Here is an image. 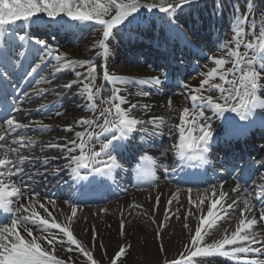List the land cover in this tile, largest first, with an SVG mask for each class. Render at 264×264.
<instances>
[{
  "label": "snow or ice",
  "instance_id": "snow-or-ice-1",
  "mask_svg": "<svg viewBox=\"0 0 264 264\" xmlns=\"http://www.w3.org/2000/svg\"><path fill=\"white\" fill-rule=\"evenodd\" d=\"M195 2L196 0H153L150 3L142 0H0V85L12 86L11 77L22 65L21 57L32 55L39 58L34 66H30L31 70L27 71L26 77H32L41 65L49 60L55 61L51 65V79L41 77L36 81L37 87L24 91L18 100L4 104L0 111V264H78L72 256H67L66 259L59 257L58 252L64 249L65 245L67 252L75 250L90 264H99L93 256V251L70 230L78 205L74 201L65 200L64 203L71 208V215L67 216L66 223H57L53 213L46 207L51 205L55 209L56 198L44 196L45 202L41 203V194L31 187L30 182L35 183L39 179L47 182L48 176H61L66 168H71L73 178L77 180L89 179L88 176H81L79 172V169L89 167V175L93 180L97 177H108L114 169L121 167L118 156L112 153L123 147L122 142L137 131L144 134L142 140L150 141L166 134L171 135L175 130L179 133V143L173 147L181 164L194 162L192 167H203L211 163L208 156L214 138L212 125L205 116L206 109L219 116L231 112L239 121L248 123L254 122L256 116H264V95L261 94L264 93V24L259 26L257 35L255 0H248L246 7L252 9V13L243 18L239 10L234 9V18L230 22L233 36L217 45L218 50H223L225 54L223 57H208L215 66L200 74L203 78L199 84L193 86L180 81L183 90L180 94L192 102V107H184L180 111L178 124L172 125V118L165 115H148L153 112L155 105L141 103L139 100L132 102L131 94H122L127 93L130 86L137 85L139 87L136 96L151 97L154 91L161 90V77L167 79L166 74L138 78L107 71V60L111 56L108 41L114 30L125 23L131 24L135 21L142 9L164 13L170 26L183 37L186 44L195 47L194 42L175 24L176 12ZM217 9L222 14L220 5ZM44 19L67 29L88 22L101 25L102 38L93 44L92 48L99 46L103 49L96 55L97 59L102 56L104 63L98 64L97 60L92 58H72L65 52L51 48L46 40L25 32V28L43 22ZM246 27H249L250 31H245ZM248 35H251L253 40H247ZM17 40L23 42V45H29L26 51H20L23 45L17 44ZM228 63L232 65L230 68L225 67ZM98 68L104 69L101 78L112 85L110 98L106 99L103 96V86H97L95 83ZM65 72L72 73L73 78L57 83V77ZM217 79L220 83L213 82ZM42 83L49 87H38ZM12 87L15 92V86ZM73 87L77 89L74 93ZM206 92L209 94L205 95ZM50 93H54L58 99H63L68 93H71L73 98L79 97L83 101L80 107L86 114L73 118L71 123L56 126L71 135L45 142L33 138L28 132L48 133L53 129V125L35 120L24 123L17 114L24 111L22 106L25 103L32 104L35 99H44ZM53 107L57 106L45 102L40 103L35 110L48 111ZM166 107L169 111L173 110L171 97L168 98ZM137 111L147 118L135 115ZM54 115L61 117L64 113L57 110ZM242 127L234 121L227 123L223 133L224 142L238 138ZM94 141L100 145L98 151L91 146ZM53 149L57 150L56 155L46 154V150ZM61 159L68 163L57 165L56 162ZM144 159L155 164L151 157ZM257 163L259 168L253 171L259 176V191L253 196L247 182L243 185L240 183L244 179L241 175L243 169H238L232 175V179L236 181L232 192L238 196L231 202H228V193L221 190L217 195L216 186L213 185V197L211 202L207 203V213L200 215L194 234L189 228L190 239L183 246L185 251L179 254V259L165 260L164 264H204L205 259L213 256L227 258L236 264H264V259L259 258L264 257V172L260 171L264 169V160ZM73 164L75 167H72ZM139 171L144 173L143 168ZM253 187H257L255 181ZM220 188L223 189V182L220 183ZM241 189L247 194L242 201L239 199ZM188 191L191 192V189ZM173 196L175 197V194ZM159 200L157 197V206ZM253 200L259 204V215ZM205 203L203 199L198 203L189 199V204L195 205V209H202ZM241 203L243 207L240 206ZM171 204L172 200H169L168 205ZM37 206L52 218L51 221L36 210ZM168 210L166 208L165 219H168ZM236 212H239L240 218L235 230L229 232L225 229L221 239L209 243L206 238L214 235L213 230H218ZM190 214L185 215V228H188L187 217ZM160 227L164 228L165 225L161 223ZM258 228L261 230L257 231ZM51 229H57L58 232L51 233ZM96 235L93 227V240ZM121 235H125L123 220ZM157 237L163 239L159 230ZM159 251H166L163 244L160 245ZM127 252L128 248L121 246L111 258V264H118V260L126 256Z\"/></svg>",
  "mask_w": 264,
  "mask_h": 264
},
{
  "label": "bare ground",
  "instance_id": "bare-ground-1",
  "mask_svg": "<svg viewBox=\"0 0 264 264\" xmlns=\"http://www.w3.org/2000/svg\"><path fill=\"white\" fill-rule=\"evenodd\" d=\"M259 12L260 10L258 13ZM156 29H144L141 32H134L128 29L126 30L128 36L126 37V40H123L124 44L129 46L130 49H133V47L140 49L142 55L148 54V52L153 54V69L161 64V58L164 57V54L153 45L149 46L148 41L145 39L146 35L154 37V32L157 31L158 35L162 37L167 36L169 42L168 45H174V43H178L182 44L183 48H187L188 51L191 50V48L189 49V47L186 46V42L182 40L180 35L177 34V31L172 26L169 29L163 28L161 26L157 27ZM55 37L62 41L66 40L64 39L66 34L58 31L56 32ZM78 49L79 51L70 49L69 47H63L61 52H65L70 57L75 59H88L92 56L94 57V60H97L98 64L104 63L102 56L97 59V53H93L90 50L83 51L81 50V47H78ZM20 51L25 50L20 48ZM23 58L24 57H21L20 59ZM38 61V56L33 60L31 59L28 67L22 74L21 81L26 82L24 91H31L33 88L37 87L36 81L41 77H47L48 79H51V65L55 63L54 60H49L48 62L42 64L32 77H26L27 71L31 70L30 66H34ZM108 66L109 65H107V71L116 73L118 75L134 76L138 78L156 75L144 74L143 76H136L127 70L109 69ZM21 67L22 66L19 67L20 70ZM99 70L100 80L104 81L101 78L104 69L99 68ZM72 78V73L65 72L57 77L56 82L63 83ZM38 87H49V85L42 83ZM138 87L139 86L137 85H132L128 88L127 93L122 94H131L130 99L132 102L139 100L141 103H150L155 105L153 112L149 113L148 115L156 114L171 117L172 119L170 120V123L175 125L176 123H174V116L166 107V92L164 90L165 87L163 84L160 91H154L151 97L143 98L135 95V93L138 91ZM176 88L178 93L183 91L180 87V84L176 86ZM145 90H147L146 87ZM76 91V87H73L72 92L74 93ZM45 102L54 103L57 107H53L48 111L35 110L40 103ZM61 104L63 107H59ZM82 104L83 101L79 97L73 98L71 93L66 94L63 99H58L54 93H50L44 99H35V102L32 104L25 103L22 106L24 111L18 113L17 116L21 118L24 123L35 120L43 121L44 123L53 125V129L48 133L41 134L39 132H28V135L33 136V138L47 142L50 139L56 137L71 135L61 131L56 126L71 123L73 118H79L80 116L85 115L86 113L80 107ZM57 110L64 113V115L61 117H56L54 113ZM134 114L140 118H147L146 116H142L139 111ZM212 114L217 121H220L224 125H226V122H232V120H227L225 115L219 116L213 112ZM87 115H91V113H87ZM255 119L257 118L255 117L254 120ZM256 122L259 121H255L254 126L252 123H247L250 127L254 128L245 130L243 138L235 139L238 140V142L233 143L231 140L226 143L224 142V139H222L221 141H216L213 144L214 147L223 150L222 153L224 156L228 157L229 155L228 160H219V163H225V167L226 165L228 167L234 165L238 169H243V171H245L247 165L242 164L241 161H243V156L241 159V154L238 150L241 146V142L246 141L248 143H252L254 141H258L264 145V121L259 122L261 125H256ZM255 134H257L256 140H251ZM143 135L144 134L137 131L122 142L123 147L120 149L123 148V153L119 154L123 159L120 162L121 167L114 169L111 173L114 176V182L107 180L106 183H102L96 182V180H94L93 187L88 188L89 190L83 191L96 196H86L88 197L86 200L76 202L78 205V211L76 218L71 223L70 230L73 231L74 236L78 240H80L86 247L93 251V256L99 262V264H111V258L121 246L128 248V252L126 256L121 257L118 260V264H164L165 260L179 259V254L185 251L183 247L184 244L188 243L190 239L189 228L192 230V234H194L200 215H205L207 213V203H210L213 197L212 186H216L215 190L217 195L221 190L228 193V202H231L232 199H236L238 196V194L232 192V189L236 186V181L232 179V175L238 169L231 172L227 171L228 173L226 174L228 175L225 177L227 180L224 179L221 181L210 182L209 180L213 178V174L208 176V180L205 179L206 177L204 174H198V176H191V178L189 176H183L186 183L179 184L184 182H180L174 177V175L183 172V169L191 166V164L194 163L189 162L188 164H181L179 157L175 154V149L173 146L179 143V133L173 130L171 135L166 134L163 137H158L150 141L142 140L141 137ZM173 137H175V139H173ZM239 139L241 141H239ZM232 144H234L233 148L236 149L235 153H232L231 151ZM144 146H146L147 150H142L145 149ZM140 150L145 151L144 157H151V159L155 161V164L150 163L147 159H144V157L142 158L140 155L138 156ZM258 151L259 148L254 149L253 145L251 153L252 156H254V152L257 153ZM162 153L165 155H161ZM46 154L56 155L57 150H46ZM255 160L256 162L264 160V153H262L258 158L256 156ZM67 163L68 162L64 159L58 160L56 162V164L60 166L66 165ZM211 163H214V161ZM207 166L211 168L210 165L206 164V167ZM72 167H75V164H73ZM143 167H148V169L153 174L152 177L147 180H143L141 178L145 175L144 173L141 174L139 171ZM129 168L132 169V172L134 169L136 170V173L133 176L132 174L128 176L130 170ZM88 169H90V167L81 168L79 169V172H86ZM260 171L264 172V169H260ZM241 175H244V172H242ZM60 177H62L63 182H65V179L70 180L71 185L75 181L76 187H79L77 189H81L77 183V179L73 178L71 168H66L61 176H48L47 182H44L43 179H39L35 183L30 182V184L32 188L41 194V203L45 202L43 197L49 196L52 191L57 194V197H55L57 200L56 208L54 209L51 205H46V207L53 213V217L56 219V222L63 224L67 222V216L71 215V208L68 204L64 203L65 200H69L70 198L64 191L62 192L58 186V180ZM128 180H131V182H128ZM221 182H223V189L220 188ZM111 183L114 185L113 192L122 190L123 194L119 196L109 195L108 199L106 200L104 199L103 195L107 194L108 188L111 189ZM253 183L254 181L251 183L249 188L251 189L254 196L255 193L259 191L258 174L255 178L257 187H253ZM149 184L152 185H150L148 188H145V185ZM137 186L138 188H136ZM189 189H191V192L188 191ZM173 194H175V197ZM75 195L77 198L82 199V196L77 194ZM246 195L247 194L243 193V190L241 189L239 199L242 201ZM157 197L160 198L158 206L156 203ZM190 198L197 203L200 199H203L206 201V203L202 209H195V205L189 204ZM169 200H172L171 206L168 205ZM89 201L92 202L90 204H86V202ZM252 202L257 205V215H259L258 202L255 200ZM240 206L243 207V204L241 203ZM166 208L169 209L167 213L168 219H165ZM101 209H105L106 211H101ZM36 210L40 212L42 216L51 221L52 218L48 217L47 213H45L43 209L39 208V206H37ZM188 213L191 214L187 217L188 228H185V215ZM239 218V212H236L235 215H233L228 222L220 226L218 230H213L214 235L206 238L208 242L211 243L214 240L221 239L224 235L225 229H228L229 232L235 230V226L238 223ZM121 220L124 222L125 235L123 236L121 235ZM161 223L165 225L164 228L160 227ZM93 227H95L97 233L95 240H93L92 236ZM158 230L162 234V240L157 237ZM260 230V228L257 229V231ZM50 232L56 233L58 230L51 229ZM101 244L103 245V248H101ZM161 244L164 245L166 249L165 252L159 251ZM74 247L75 246H73V249ZM66 249L67 245L64 246V249L58 252L60 258L66 259L67 256H72L78 261V264H90V262H88L81 253L76 252L75 250L72 252H67ZM259 258L264 259V257ZM197 259L199 260L200 258ZM204 264H236V262L224 257L213 256L205 259Z\"/></svg>",
  "mask_w": 264,
  "mask_h": 264
},
{
  "label": "rangeland",
  "instance_id": "rangeland-1",
  "mask_svg": "<svg viewBox=\"0 0 264 264\" xmlns=\"http://www.w3.org/2000/svg\"><path fill=\"white\" fill-rule=\"evenodd\" d=\"M247 1L248 0H237V2L242 5L240 7L241 10L239 11L241 18H243L246 14L252 13V9L246 7ZM102 2H103V0H102ZM142 2L150 3V2H153V0H142ZM261 4H264V0H261ZM203 6H205V5H203ZM200 7H202V5ZM254 7H255V4H254ZM225 8L229 11V14H230L229 23H230L234 18L235 7L233 4L231 7H228V3H227V1H225ZM197 10H199V9H197ZM180 12H178V14H179L178 18L181 17L180 20H182L186 14H185L184 10L181 13ZM112 14H114V10H113ZM209 14L211 15L212 18L214 16L216 19L222 18L220 13L218 14V11L216 8L212 12H209ZM176 15H177V13H176ZM254 16H255L256 23H257L256 33L258 35L259 34V26L261 24H263L264 22L261 21L260 18L256 19L257 17H256L255 12H254ZM140 17L147 18L149 20L142 22L141 24L137 25L136 27L135 26L131 27V28H134V30H139V27H147L150 30L156 29L159 26L162 27V25H160L159 21H157V20L164 18V17H167V16L164 13L159 12L158 10H153L150 12L147 9H142L140 11V13L138 14L137 18H140ZM106 18H110V17H106ZM249 19H251V16H249ZM180 20L176 19L175 24L179 26V29H182L183 31H185L183 28L186 26V25H184L185 22L183 21L180 23ZM135 21H138V20H135ZM216 23H217V26L214 29V30H216V33H212V36H215L216 39H214V37H213L211 39L212 41H206V40L201 41L200 37L197 34H195V32H193V34H191L192 35L190 38L191 41H193L194 44H196L198 46H201L203 42H206L205 45L207 46V50H206V52H203L204 59L201 61V64L197 63L196 67H194V66H192L193 68L191 67V65H192L191 57L189 58L188 61H183L182 63H180V65H184L185 68H184V71H182L183 74H179V78L174 77L176 82L180 83V81H184V82L192 84L193 86H197L199 84V81L203 78L200 74L208 71L209 69H211L212 67L215 66L211 62V60L208 59V57H223L224 56V54H225L224 51L218 50L217 45H218V43H220L222 41L230 40L231 37L233 36V32L231 31V28L229 27L227 29V31H226V29H223V30H221V33H219V28L223 25L220 24V26H218V22H216ZM165 24L168 25V23H165ZM51 25H54V24H51ZM51 25L48 26V31L51 34V37H50L51 41H49V39H47L48 40L47 42L49 43V45L52 44L53 46H55L53 48L58 49L59 51H62V48L67 46L70 49H74L77 51H79L78 47H81V50H83V51L90 50L93 53H100L103 51V49L100 48L99 46H97L96 48H92V45L96 44L102 38L103 28L101 25H99L100 28H98L99 32H95V34H94L92 31L93 30L92 25H89L88 23L82 24L81 26H79L77 28L78 29L80 28L82 30V33L84 32V34L81 37H76V38L74 37L73 34L69 35L68 38L63 43H56V40L53 39V36L55 33H53V29H52ZM168 26H170V25H168ZM75 27L76 26L73 25L72 28H75ZM83 27H85V29ZM163 28H168V27H163ZM245 31H250V28L246 27ZM203 32L209 34L205 30H203ZM114 34H115L114 36H117L116 31L114 32ZM222 34H223V36H222ZM146 37H152V36L146 35ZM74 38H75L74 42L71 43V41ZM157 39L160 40L162 38H161V36H159ZM246 39L251 41V40H253V37L251 35H248L246 37ZM210 46L214 49L213 50L210 49ZM213 51H215V53H213ZM241 51L243 52L244 49H241ZM162 52H165V51L162 50ZM216 52H217V54H216ZM176 53H178V51H176ZM145 55H142L140 52H138L137 50H133V49H130V50L125 49L124 52H121L117 48H115V49L112 48L111 49V56L107 60V65H109L108 66L109 69H117V70L124 69V70L129 71L130 73H133L136 76H139V75L143 76L144 74H157L158 75V74L164 73L167 70V68H171V65L168 63V60L170 59V57L167 54L164 55V59H163L165 63H163L159 67H156V69H154V70L151 69V66L153 64L152 62L151 63H145L144 62L147 59V56H145ZM177 55H179V53ZM135 56L138 59L134 58ZM91 58L94 60V57H91ZM195 60H196V62H199L197 59H195ZM231 66H232L231 63H228L225 65L226 68H230ZM172 68H174V67H172ZM171 71H173V69H171ZM99 74H100V70L98 68V73H97L98 78L96 79L95 83L97 86H103V88H104L103 96L106 99L110 98L111 94H112L111 93L112 85H110L107 82L102 83L99 80ZM174 75H177V74H174ZM213 82L214 83H220V81L218 79L213 81ZM171 89L173 90L172 92H171ZM166 90L168 91L167 95L165 97L166 102H167L169 97L172 98L173 110H171V113L175 119L174 123L178 124L180 111H182V109L184 107H188L191 109L192 102L190 100H188L185 95H181L180 93H176L177 88L175 86H167ZM208 94L209 93H207V92L205 93V95H208ZM261 94L264 95V93H261ZM217 95H218V93H217ZM105 106H107V105H105ZM233 115H235V114L231 113V112L225 113L226 118L233 116ZM205 116L208 118V123H210L212 125V130H213L214 134L219 135V133L217 131L219 128H217V127L221 123L218 122V124H217V122H215L214 118L212 117L213 116L212 111H210V110H207V109L205 110ZM256 117L261 118V119L264 118V116L263 117L256 116ZM201 123H203V121H201ZM193 135H196V133H193ZM93 145L95 147H97L98 149L100 148L99 143L94 142ZM256 148H259V151L256 153V156L258 158L262 153H264V145L262 143H259L258 141H256L255 149Z\"/></svg>",
  "mask_w": 264,
  "mask_h": 264
}]
</instances>
